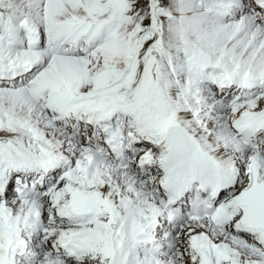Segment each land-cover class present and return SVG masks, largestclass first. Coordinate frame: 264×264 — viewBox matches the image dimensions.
<instances>
[{"label":"snow or ice","instance_id":"obj_1","mask_svg":"<svg viewBox=\"0 0 264 264\" xmlns=\"http://www.w3.org/2000/svg\"><path fill=\"white\" fill-rule=\"evenodd\" d=\"M0 264H264V0H0Z\"/></svg>","mask_w":264,"mask_h":264}]
</instances>
